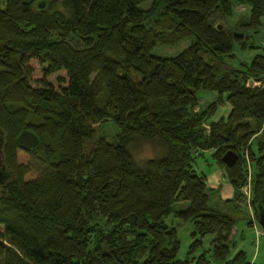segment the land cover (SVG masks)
Instances as JSON below:
<instances>
[{"label": "trees", "instance_id": "trees-1", "mask_svg": "<svg viewBox=\"0 0 264 264\" xmlns=\"http://www.w3.org/2000/svg\"><path fill=\"white\" fill-rule=\"evenodd\" d=\"M37 1L0 0V264L245 262L227 241L237 222L253 226L247 177L255 223L264 207V44L250 42L264 0ZM235 6L247 11L230 23ZM185 40L172 56L150 54ZM234 49L258 51L232 66ZM201 91L216 94L203 107ZM106 121L112 141L95 127ZM23 128L36 148L15 143ZM137 140L162 153L137 162ZM205 150L230 198L193 168ZM169 216L191 225L182 258Z\"/></svg>", "mask_w": 264, "mask_h": 264}, {"label": "rangeland", "instance_id": "rangeland-1", "mask_svg": "<svg viewBox=\"0 0 264 264\" xmlns=\"http://www.w3.org/2000/svg\"><path fill=\"white\" fill-rule=\"evenodd\" d=\"M147 2H141L138 4V7L144 8L146 7ZM247 9L244 6H235L233 8V14L232 17L229 19V22L232 23L235 20H239L242 18V16L246 13ZM264 20V18H262ZM252 41L253 44H264V26L260 27L258 31L252 36L250 42ZM72 42H74L72 40ZM188 41H182L177 46L174 47H162V46H156L154 47L150 54L155 56H172L176 54L180 49L184 48L187 45ZM258 49H250V50H244V51H238L237 49H234V52L236 53V59L229 62V65H236L238 61H242L245 63H248L251 57L254 53H256ZM207 55L203 53V56ZM52 80V76L49 77ZM258 83H253V85H257ZM262 84H264V80H262ZM215 92L213 91H201L198 93L199 99V105L203 107L204 104H206L208 101H211L215 98ZM222 111L219 110L218 113L220 114ZM224 112V111H223ZM214 118H217L215 115ZM98 133H101L102 136L105 137L107 141H112V136L114 138L116 129L114 124L111 121H106L98 126H95ZM257 135L260 138H264V131L260 130ZM251 148L254 152L257 151V144L255 142H252ZM129 150L132 154V157L137 162H141L145 158H149L152 156L159 155L162 153V148L157 142H145V141H134L130 146ZM217 166L210 157V150L203 151L200 155H197L194 159L193 168L198 172H203L205 174L209 173L210 170H213ZM222 182L220 187H223V193L225 195H229V192L224 190V187H226L228 182L223 178L222 175ZM229 185V184H228ZM221 189V188H220ZM219 194V191H218ZM231 196V195H230ZM229 196V198H230ZM217 199L216 196H212ZM211 200L213 201L214 199ZM211 201V202H212ZM186 206V201H179L174 202L172 204L173 209H179ZM172 220V224L176 226L179 238L181 241V246L179 251L177 252L178 257H183L184 252L186 249V245L183 244V241L185 238L189 237V232L191 231V225L190 223H182L178 221L175 218L168 217L167 221ZM238 225H242L241 228H237ZM260 227L257 223L253 226H246L245 221H239L234 225V228H237L238 231L234 235H232V238L230 241H228L229 245L234 244V248L231 247L230 251L231 254L236 249H243L245 252V262L239 263V264H264V235L256 237L254 235V228ZM210 235H205L202 239V245L203 247L208 246V242L210 239ZM251 254H253V258L251 259ZM209 258V264H225L223 261L215 260Z\"/></svg>", "mask_w": 264, "mask_h": 264}, {"label": "water", "instance_id": "water-1", "mask_svg": "<svg viewBox=\"0 0 264 264\" xmlns=\"http://www.w3.org/2000/svg\"><path fill=\"white\" fill-rule=\"evenodd\" d=\"M43 5H44V0H38L35 4V7L41 8ZM14 140L15 143L23 149L31 150L39 145L38 136L28 128L21 129L15 136ZM1 144H2V131L0 130V183H2V181L6 176V172L4 170V164L1 158ZM236 157L237 156L233 151L226 150L222 154L220 160L225 165L230 166L235 161ZM254 208H255L254 211H255L256 221L264 234V207L259 202H257L254 205Z\"/></svg>", "mask_w": 264, "mask_h": 264}, {"label": "crops", "instance_id": "crops-1", "mask_svg": "<svg viewBox=\"0 0 264 264\" xmlns=\"http://www.w3.org/2000/svg\"><path fill=\"white\" fill-rule=\"evenodd\" d=\"M211 152V151H210ZM221 169L218 167V166H215V168L213 169V170H210V172L209 173H207V174H205V176H206V186L208 187V188H211V189H218V191H219V197L221 198V199H226V198H229V196L232 194V189H231V187H230V185H228V184H226L227 186L226 187H224V190L226 191H228L229 192V195H225V193H223V187H220V185H221V182H222V175H221ZM221 188V189H220ZM231 197V196H230ZM247 221H245V225L246 226H251V225H248L247 223H246ZM241 226L242 225H238V227L237 228H241ZM237 228H234V226L231 228V232H230V235H229V238H228V241H230L231 240V238H232V235H234L235 233H237V231H238V229ZM256 234H257V230H256V228H254V235L256 236ZM262 236V235H261ZM256 237H259V235H257ZM191 241V239H190V236L189 237H187V238H185L184 239V241H183V244H185L186 246H187V244L189 243ZM227 241V242H228ZM180 246H181V241H180V243H179V248H178V251H179V249H180ZM235 246L233 245V248H234ZM177 251V252H178ZM235 251V250H234ZM253 254H251V259L253 258ZM237 264H239V263H237Z\"/></svg>", "mask_w": 264, "mask_h": 264}, {"label": "built area", "instance_id": "built-area-1", "mask_svg": "<svg viewBox=\"0 0 264 264\" xmlns=\"http://www.w3.org/2000/svg\"><path fill=\"white\" fill-rule=\"evenodd\" d=\"M249 189H250V179H249V177H247L246 183L241 188V193L244 196L245 207L247 208V211L249 213V222L254 226L255 221L253 219L252 211H251L250 206H249ZM256 230H257L256 236L257 235H259V236L264 235L263 231L260 227H256Z\"/></svg>", "mask_w": 264, "mask_h": 264}]
</instances>
